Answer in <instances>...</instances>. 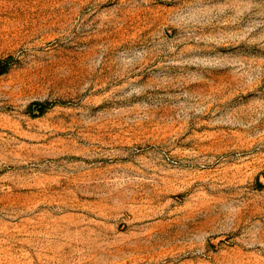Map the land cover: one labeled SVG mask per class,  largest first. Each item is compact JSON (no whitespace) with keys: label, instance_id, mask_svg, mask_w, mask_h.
I'll list each match as a JSON object with an SVG mask.
<instances>
[{"label":"rangeland","instance_id":"1","mask_svg":"<svg viewBox=\"0 0 264 264\" xmlns=\"http://www.w3.org/2000/svg\"><path fill=\"white\" fill-rule=\"evenodd\" d=\"M0 264H264V0H0Z\"/></svg>","mask_w":264,"mask_h":264}]
</instances>
